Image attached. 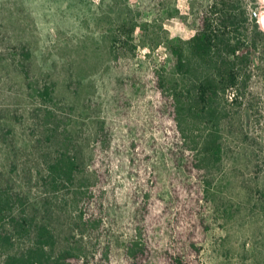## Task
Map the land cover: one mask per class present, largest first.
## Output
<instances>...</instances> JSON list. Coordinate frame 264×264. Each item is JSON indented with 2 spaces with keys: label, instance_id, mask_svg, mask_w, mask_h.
Wrapping results in <instances>:
<instances>
[{
  "label": "rangeland",
  "instance_id": "1",
  "mask_svg": "<svg viewBox=\"0 0 264 264\" xmlns=\"http://www.w3.org/2000/svg\"><path fill=\"white\" fill-rule=\"evenodd\" d=\"M242 1L248 16L256 18L264 31V0ZM210 2L0 0V185L12 182L22 201L17 210L27 207L29 214L54 230L59 238L56 252L72 243L88 256H114L118 264L115 255L138 238L131 224L109 218L99 235L91 233L80 223L73 192L98 182L91 162L94 150L101 149L100 131L110 128L122 135L131 122L132 134L143 128L145 141L170 147L173 137L150 116L144 86L156 69L166 70L169 83L175 78L168 45L193 36L191 17ZM114 34L121 43L127 42L123 49L118 50V44L111 51ZM130 77L134 85H129ZM48 86L54 89L51 107L33 91ZM135 93L129 119L119 123L118 102L130 101ZM240 102L228 106L229 116L220 126L222 159L210 175L211 201L205 206L209 230L199 264H264V55L260 53ZM59 152L76 158L77 179L54 192L43 178ZM121 184V179L110 177L104 196L117 198ZM154 231L155 238L137 233L149 246L153 239L159 247L172 243L166 228ZM29 242L15 238L11 252L0 250V264Z\"/></svg>",
  "mask_w": 264,
  "mask_h": 264
},
{
  "label": "trees",
  "instance_id": "2",
  "mask_svg": "<svg viewBox=\"0 0 264 264\" xmlns=\"http://www.w3.org/2000/svg\"><path fill=\"white\" fill-rule=\"evenodd\" d=\"M191 21L193 36L168 45L175 78L169 83L166 70L156 69L144 86L150 116L173 137L170 147L145 141L143 128L132 134L131 122L122 135L110 128L100 131L101 149L94 150L91 162L98 182L73 192L80 223L94 235L101 233L104 219L109 218L131 224L141 237L155 238V227L160 232L166 228L173 239L161 247L153 239L152 247L136 232L138 238L115 255L118 264H199L209 230L205 206L211 201L210 175L222 159L220 126L229 116L228 106L241 104L256 53L264 55V31L256 18L248 16L242 0H211ZM114 36L111 51L118 44V50L123 49L127 42ZM130 84H135L131 77ZM33 91L48 107L54 105L52 87ZM136 94L130 101L118 102L119 123L129 119L127 111ZM76 162L59 152L47 166L44 185L55 192L77 179ZM110 177L121 179L123 186L113 200L104 196ZM17 196L12 182L0 185V250L11 252L15 238L30 242L7 254L3 264H115L114 256H88L72 243L56 252L59 238L54 230L29 214L27 207L18 211L22 201ZM27 205L42 210L38 204Z\"/></svg>",
  "mask_w": 264,
  "mask_h": 264
}]
</instances>
